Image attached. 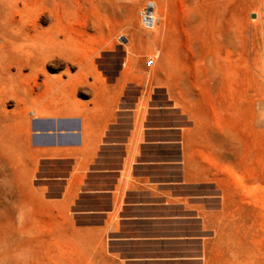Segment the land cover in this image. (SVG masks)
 I'll return each instance as SVG.
<instances>
[{"label": "crops", "instance_id": "obj_1", "mask_svg": "<svg viewBox=\"0 0 264 264\" xmlns=\"http://www.w3.org/2000/svg\"><path fill=\"white\" fill-rule=\"evenodd\" d=\"M241 66L199 74L193 102L182 80L125 53L84 99L37 98L44 196L71 229L104 239V264H204L224 225L263 197L264 89L253 92L252 60Z\"/></svg>", "mask_w": 264, "mask_h": 264}, {"label": "rangeland", "instance_id": "obj_2", "mask_svg": "<svg viewBox=\"0 0 264 264\" xmlns=\"http://www.w3.org/2000/svg\"><path fill=\"white\" fill-rule=\"evenodd\" d=\"M146 1H166L168 27L159 12L160 26L143 30ZM165 1L0 0V264H104V239L71 229L44 196L30 149L38 97L61 89L84 99L125 53L141 65L154 59L159 77L182 80L193 102L199 74L240 77L251 59L253 92L263 93L264 0ZM246 210L219 231L204 264H264V195Z\"/></svg>", "mask_w": 264, "mask_h": 264}, {"label": "built area", "instance_id": "obj_3", "mask_svg": "<svg viewBox=\"0 0 264 264\" xmlns=\"http://www.w3.org/2000/svg\"><path fill=\"white\" fill-rule=\"evenodd\" d=\"M140 24L144 31L152 32L156 29L159 21L156 16V4L152 1H146L139 12ZM156 65L154 59L147 61L148 69H153Z\"/></svg>", "mask_w": 264, "mask_h": 264}, {"label": "bare ground", "instance_id": "obj_4", "mask_svg": "<svg viewBox=\"0 0 264 264\" xmlns=\"http://www.w3.org/2000/svg\"><path fill=\"white\" fill-rule=\"evenodd\" d=\"M163 1V0H162ZM165 1V0H164ZM163 3V2H162ZM134 6V5H133ZM261 6V5H260ZM130 7V6H129ZM134 8H135V6H134ZM139 8V7H138ZM130 9V8H129ZM260 9V8H259ZM137 11V10H136ZM130 12V11H129ZM161 13V15H162V18H163V20H164V22H165V26H169V22H170V12H169V9H168V7L166 6V1L162 4V5H158V4H156V16L158 15V14H160ZM131 13V12H130ZM129 13V14H130ZM130 16H132V14L130 15ZM257 20H260L259 19V17H260V13L258 12V10H257ZM157 19H158V21H159V24H158V26L156 27V29L160 26V24H161V19L157 16ZM199 22V21H198ZM198 22H196L195 23V26L193 27V29H195V30H199L198 28H199V26L201 25H199V23ZM259 22V21H258ZM258 22H256V23H258ZM261 26V25H260ZM255 27V26H254ZM155 29V30H156ZM154 30V31H155ZM262 33V32H261ZM257 36V35H256ZM49 45H48V50H49V52H52V53H54L55 52V46H54V43H52L51 41H49V43H48ZM71 60V59H70ZM73 61V60H72ZM81 65H82V63H81ZM80 65V66H81ZM82 68L80 67V70H81ZM85 71V72H84ZM82 72H84V73H86V70H82ZM82 74V73H81ZM263 96V95H262ZM258 104H260V103H258Z\"/></svg>", "mask_w": 264, "mask_h": 264}, {"label": "water", "instance_id": "obj_5", "mask_svg": "<svg viewBox=\"0 0 264 264\" xmlns=\"http://www.w3.org/2000/svg\"><path fill=\"white\" fill-rule=\"evenodd\" d=\"M252 19H255V16H252Z\"/></svg>", "mask_w": 264, "mask_h": 264}]
</instances>
